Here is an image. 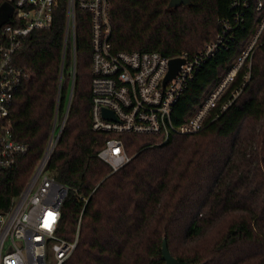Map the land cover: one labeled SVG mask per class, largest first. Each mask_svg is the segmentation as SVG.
<instances>
[{
  "label": "trees",
  "instance_id": "16d2710c",
  "mask_svg": "<svg viewBox=\"0 0 264 264\" xmlns=\"http://www.w3.org/2000/svg\"><path fill=\"white\" fill-rule=\"evenodd\" d=\"M231 1L191 0L172 8L170 0H111L112 43L116 50L195 54L216 38L219 18L231 16ZM257 1L231 47L206 61L177 102V124L218 84L248 42ZM65 26L62 3L52 27L35 29L16 53V64L30 77L15 100L13 129L29 150L0 178V214L23 192L67 114L48 164L49 172L69 187L59 235L74 239L82 217L78 246L65 264H165V239L182 264H264V32L250 78L233 103L221 110L245 81V65L204 129L162 141L161 135L92 128L88 13L78 12L74 80L71 48L63 70ZM113 136L133 156L115 172L98 155ZM81 196H89L88 201Z\"/></svg>",
  "mask_w": 264,
  "mask_h": 264
},
{
  "label": "built area",
  "instance_id": "2783aa9c",
  "mask_svg": "<svg viewBox=\"0 0 264 264\" xmlns=\"http://www.w3.org/2000/svg\"><path fill=\"white\" fill-rule=\"evenodd\" d=\"M4 1L11 4L14 10L0 28V178L20 155L29 150L27 143L16 138L13 129L15 100L30 77L24 68L16 64V53L23 48L35 29L52 27L55 12L62 3L66 8L63 70L67 51L71 48L73 80L77 63L78 12L88 13L93 74L91 117L92 128L97 132L154 134L161 135L162 141H168L175 133L200 132L239 69L245 65L248 67L245 81L232 91L221 110H226L240 94L250 78L252 58L264 32V0H258L254 5L256 26L248 42L218 84L205 94L184 122L177 124L173 118L177 102L206 61L220 49L231 47L238 29L245 27L253 0H232V14L219 18L221 29L215 39L207 42L195 54L184 51L173 56L159 51L116 50L112 43L111 0ZM173 58H183L185 63L176 76L165 83ZM104 109H110L115 119L105 117ZM66 117L67 114L60 130L52 132L45 152L23 192L12 200L8 210L0 214V264H65L78 246L82 217L74 239L59 235L62 207L69 187L59 182L48 169ZM98 155L111 166L113 172L133 158L126 151L124 141L117 136L109 137ZM88 198L81 196L85 202Z\"/></svg>",
  "mask_w": 264,
  "mask_h": 264
},
{
  "label": "water",
  "instance_id": "95a60500",
  "mask_svg": "<svg viewBox=\"0 0 264 264\" xmlns=\"http://www.w3.org/2000/svg\"><path fill=\"white\" fill-rule=\"evenodd\" d=\"M189 4H191V0H170L169 7L177 8L181 5H189ZM13 10H14L13 6L6 1H4L0 5V28L2 27L3 24H5L10 19L13 13ZM184 63H185V60L183 58H173L171 60L170 70L165 79V83H167L169 80H171L172 78L176 76L179 69L181 68V65ZM72 96H73V86H72L70 97H69L68 107L71 103ZM103 115L105 117H111L115 119V116L110 109H104ZM162 253H163V259L165 260V264H182L179 261V259L173 256V254L171 253L166 239L163 241Z\"/></svg>",
  "mask_w": 264,
  "mask_h": 264
},
{
  "label": "rangeland",
  "instance_id": "374dc122",
  "mask_svg": "<svg viewBox=\"0 0 264 264\" xmlns=\"http://www.w3.org/2000/svg\"><path fill=\"white\" fill-rule=\"evenodd\" d=\"M59 130H60V129H59V128H57V130H56V131L58 132Z\"/></svg>",
  "mask_w": 264,
  "mask_h": 264
}]
</instances>
